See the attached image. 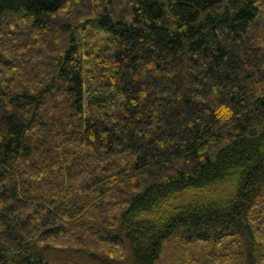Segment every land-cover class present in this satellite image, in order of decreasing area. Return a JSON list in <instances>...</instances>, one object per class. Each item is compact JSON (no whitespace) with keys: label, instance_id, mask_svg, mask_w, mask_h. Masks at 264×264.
<instances>
[{"label":"trees","instance_id":"16d2710c","mask_svg":"<svg viewBox=\"0 0 264 264\" xmlns=\"http://www.w3.org/2000/svg\"><path fill=\"white\" fill-rule=\"evenodd\" d=\"M177 235L264 264V0H0V264H157Z\"/></svg>","mask_w":264,"mask_h":264},{"label":"rangeland","instance_id":"374dc122","mask_svg":"<svg viewBox=\"0 0 264 264\" xmlns=\"http://www.w3.org/2000/svg\"><path fill=\"white\" fill-rule=\"evenodd\" d=\"M82 36L79 33L78 39ZM90 46L104 48L108 44L107 36L101 32H89L85 35ZM188 249H194L183 242V237L177 235L165 243L163 253L157 264H186Z\"/></svg>","mask_w":264,"mask_h":264}]
</instances>
